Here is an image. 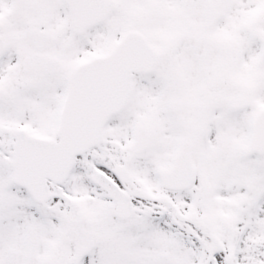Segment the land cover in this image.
<instances>
[{"label":"snow or ice","instance_id":"obj_1","mask_svg":"<svg viewBox=\"0 0 264 264\" xmlns=\"http://www.w3.org/2000/svg\"><path fill=\"white\" fill-rule=\"evenodd\" d=\"M0 264H264V0H0Z\"/></svg>","mask_w":264,"mask_h":264}]
</instances>
